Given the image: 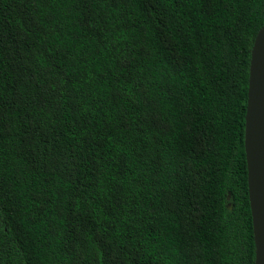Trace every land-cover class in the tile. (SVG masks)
Here are the masks:
<instances>
[{"label": "trees", "instance_id": "trees-1", "mask_svg": "<svg viewBox=\"0 0 264 264\" xmlns=\"http://www.w3.org/2000/svg\"><path fill=\"white\" fill-rule=\"evenodd\" d=\"M263 25L264 0H0V264H255Z\"/></svg>", "mask_w": 264, "mask_h": 264}, {"label": "water", "instance_id": "water-1", "mask_svg": "<svg viewBox=\"0 0 264 264\" xmlns=\"http://www.w3.org/2000/svg\"><path fill=\"white\" fill-rule=\"evenodd\" d=\"M245 152L256 247L255 264H264V25L251 51Z\"/></svg>", "mask_w": 264, "mask_h": 264}]
</instances>
